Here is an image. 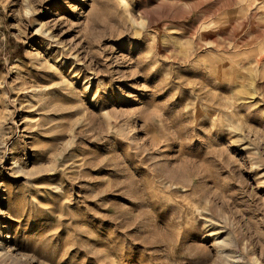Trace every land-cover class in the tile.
<instances>
[{
  "label": "rangeland",
  "instance_id": "374dc122",
  "mask_svg": "<svg viewBox=\"0 0 264 264\" xmlns=\"http://www.w3.org/2000/svg\"><path fill=\"white\" fill-rule=\"evenodd\" d=\"M0 264H264V0H0Z\"/></svg>",
  "mask_w": 264,
  "mask_h": 264
},
{
  "label": "bare ground",
  "instance_id": "6f19581e",
  "mask_svg": "<svg viewBox=\"0 0 264 264\" xmlns=\"http://www.w3.org/2000/svg\"><path fill=\"white\" fill-rule=\"evenodd\" d=\"M188 164V163H187ZM186 172V171H185ZM7 239H11V237L10 236H6L5 238H4V240H7Z\"/></svg>",
  "mask_w": 264,
  "mask_h": 264
}]
</instances>
